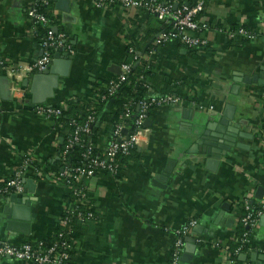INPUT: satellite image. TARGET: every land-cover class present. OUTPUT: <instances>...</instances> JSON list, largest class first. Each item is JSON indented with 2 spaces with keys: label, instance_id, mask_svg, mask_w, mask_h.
Wrapping results in <instances>:
<instances>
[{
  "label": "crops",
  "instance_id": "0c3cea01",
  "mask_svg": "<svg viewBox=\"0 0 264 264\" xmlns=\"http://www.w3.org/2000/svg\"><path fill=\"white\" fill-rule=\"evenodd\" d=\"M30 1L0 0L2 61L27 63L42 54L32 19L26 14ZM67 1V11L58 9L55 0L45 9L55 21L53 33L65 35L66 44L53 47V54L60 51L72 56L68 76L60 79L54 96L45 102L51 105L71 98L92 101L90 82L117 74L109 67L120 65L131 40L142 53L139 45L144 32L156 35L164 29L155 16L142 10L119 5L96 9L91 0ZM200 19L208 23L199 33L207 40L206 46L189 49L168 43L151 56L155 75L149 93L159 92L163 78H170L179 84L184 105L150 111L151 123L144 125L136 146L139 154L128 158L117 178L96 175L86 181L98 217L89 233L75 239L76 264H169L175 230L192 219L204 230L191 229L183 236V251L190 244L187 237L195 239V249L192 259L182 264H222L245 203L261 206L262 213L250 228L251 243L242 252L245 258L238 256V263L264 264L262 259L250 258L253 252L264 254V220L260 218L264 194L261 199L255 197L257 187L264 188V85L238 81L264 68V0H207ZM237 26H246L255 38H229L228 30ZM134 28L139 31L133 35ZM29 99L28 88L22 100L0 95V182L22 167V190L15 194L26 196L31 212L28 234L6 230L4 198L9 193L1 195L0 243L19 245L49 236L67 203V187L58 171L54 166L42 169L47 160L56 158L60 136L67 129L55 117L33 113ZM196 103L214 104V109L202 111ZM227 105L234 108L233 123H239L241 146L224 154L188 153L207 123L220 120ZM102 107L97 135L91 138L96 145L109 137L100 118L110 105ZM209 157L219 160L215 170L205 167ZM169 160L175 164L165 186L155 185L154 176L163 172ZM224 203L223 215L216 221ZM0 264L30 263L0 256Z\"/></svg>",
  "mask_w": 264,
  "mask_h": 264
},
{
  "label": "built area",
  "instance_id": "2783aa9c",
  "mask_svg": "<svg viewBox=\"0 0 264 264\" xmlns=\"http://www.w3.org/2000/svg\"><path fill=\"white\" fill-rule=\"evenodd\" d=\"M48 1L49 0L30 1L26 14L32 19L33 28H35L37 24L41 26L49 25L46 14L39 11V5L43 4L47 6ZM91 1L96 9L119 5L126 10H142L145 13L154 15L163 26H169V29L164 28L152 39V43L157 47L149 52L146 56L147 60H151V56L156 52L158 47L165 46L168 43L183 45L189 49H197L207 45V40L199 35V32L208 28V23L200 19L206 7L207 0H193L192 4H189L187 0H168L162 3L157 0ZM227 35L232 39L240 37L251 40L255 38V34L244 27H239L236 30H228ZM39 40L42 46V54L34 61L27 63H10L0 60V74L7 78L9 83L8 88L10 89V96L12 98L22 100L26 92V87L21 84L22 80L36 72L44 71L52 59L51 49L66 44L65 35L63 33H53L52 30H48L47 35ZM129 52L133 54V62L140 56V52L133 48H130ZM132 63L121 62L119 65L120 72L116 74L115 77L107 79L106 93L93 94L92 101H107L108 97L114 95L120 84L126 80L128 74H131ZM139 78L142 77L140 76ZM185 102L186 100L180 93L161 94L159 92H150L145 98L138 101L136 112L131 110L130 103L126 104L123 115L120 116V120L114 125L111 131V136L107 137L101 145H96L92 142V137L90 135V131L92 127H94L93 125L97 124L98 116L96 115V111L88 115L86 122L83 124H79L73 120L74 130L72 137L64 147L62 154H65L73 143L81 141L83 134H87V140L86 149L83 152L84 161L82 164L73 168L75 173L74 179L78 184V187H72L73 194L76 196L75 201L72 205L69 204V206L68 203H66L63 210L73 214L77 211V207L74 206L76 203L77 205H85L93 202L88 190H84L86 181L91 177L96 175H109L115 177L118 168L117 157L119 155L129 154L132 148L139 145L141 133L145 129L144 121L148 117L149 110L151 111L161 106H181L184 105ZM66 105V102H61L58 105L38 103L31 105L30 108L35 114L58 119L62 109H64ZM194 106L202 111L214 109V104L203 105L202 103H196ZM130 117H132L131 124L126 120ZM124 129L127 131V134L123 132ZM95 148L99 150L97 155L92 154ZM23 163L27 165V160H24ZM23 171L24 169L21 167L12 177L6 180L4 186H0V194L8 190V193L21 192V177ZM66 174H68V172L64 169L62 172L58 173V176L61 179L62 176ZM70 189V186H68L67 191ZM245 209L247 212L240 218V221L248 230L243 232L241 241L250 244V228L256 225L257 217L262 213V209L258 210L254 215L249 211L250 206L248 203H245ZM77 215L81 217L80 212H78ZM85 215L87 218L92 217V212L88 211ZM67 216L62 220L64 225H68L70 222ZM195 224L196 220L192 219L175 230V239L171 247L169 264H182L180 257L183 251V236L186 232L190 231ZM59 246L62 247L60 251L57 250L56 244L44 249L41 239L33 242H23L19 245L0 243V256H10L30 264H64V261L69 257L67 249L70 245L62 241ZM222 264L239 263L226 253Z\"/></svg>",
  "mask_w": 264,
  "mask_h": 264
},
{
  "label": "trees",
  "instance_id": "16d2710c",
  "mask_svg": "<svg viewBox=\"0 0 264 264\" xmlns=\"http://www.w3.org/2000/svg\"><path fill=\"white\" fill-rule=\"evenodd\" d=\"M158 2H167L168 0H157ZM189 4H192L193 0H187ZM50 0L48 1V3ZM46 5L43 4L39 5V11L46 14L47 19L49 20L48 26H41L40 24H37L35 27V36L36 38H44L47 35L48 30H51L52 25L55 24V21L52 20V17L47 14L45 11ZM154 16V15H153ZM243 27V26H240ZM165 29H169V26H163ZM239 27H231V30H236ZM244 28H247L244 26ZM249 30V28H247ZM139 31V28H134V34ZM151 31H145L142 38H141V44L139 45L140 49L142 48V53L140 52L139 58L133 62V54L129 52L130 48L136 49V42L131 40V42L125 47V56L122 59V62L132 63L131 67V74H128L125 81H123L120 86L118 87L116 93L110 97H108L107 101H97V102H81L79 98H71L67 101V105L64 109H62L60 116L58 117V120L60 123H62V126L67 129V133L64 135H61L62 138L59 142L57 152H56V158L54 160H47L46 165L43 169V171L49 170V166H54L55 169L58 171V173L62 172L64 169L67 170L68 174L63 175L61 178V182L65 187L70 186V190L66 194V202L69 204H73L75 201L76 196L73 194L72 187L77 186V182H75L74 179V171L73 168L77 165L82 164L84 161L83 152L86 149V140H87V134L82 135L81 141L73 143L67 150L65 154H62V151L64 147L68 144L69 140L72 137V133L74 130V125L72 121L79 124H83L86 122L88 115H90L93 111H96V115L98 116L100 110L103 108V105H110L109 110L105 111L104 116L100 118V121L104 122L106 125V129H108L109 136H111V131L114 127V125L120 120V116L124 113V107L126 104L130 103V108L133 112H136L137 110V103L139 100L145 98L149 93L150 84H154L152 80V76H154L153 72V62L151 60H147L146 56L149 54V52L152 49H155L157 46H155L152 43V38H154L155 34H151ZM200 33V32H199ZM133 38V36H132ZM53 50L51 49V54H53ZM142 78H139V77ZM111 77H115L114 74H111ZM172 79L170 78H163L162 80V86L158 87V91L161 94L166 93H175L179 94L178 86L179 84H174L171 82ZM165 82V83H164ZM171 82V83H169ZM174 85H173V84ZM91 88L90 92L92 94L96 93H106L107 89V80L104 78H100L95 82H90ZM157 87V86H156ZM264 95V94H263ZM187 99V96H186ZM264 101V96L262 97ZM148 116L150 114V110L148 111ZM128 123L131 124L132 117L126 119ZM99 120H97L98 124ZM92 127L90 131L91 137H95L97 135V130H95V126ZM99 152L98 149H94L92 151L93 155H97ZM138 152L136 150V147L132 148L127 155H119L117 157V173L115 175V178H117L120 175L121 170L123 169V165L128 161V158L138 156ZM35 167H39V163L33 162ZM0 186H4V182H0ZM78 187V186H77ZM84 190L87 189V185H84ZM9 192V190L5 193L0 194L6 195ZM249 205V204H248ZM77 207V211L71 214V212L67 213L66 210H63L60 218L57 222V225L53 227L51 234L47 237L41 238L42 240V247L45 249L51 245L56 244V248L58 251L62 249L60 247V243L62 241L66 242L70 245V247L67 249V252L69 253V257L64 261V264H76L73 256L75 253V239L78 236H82L84 234L89 233L92 230L93 223L97 220L98 213L97 208L94 205V203L90 204H80V205H74ZM250 206V212L252 214H256L258 210H261V206L255 205ZM92 212V217L87 218L85 213L86 212ZM241 211V217L244 216L247 212V210L244 207L240 208ZM80 212L79 217L77 214ZM68 214V216H67ZM65 216L68 217L70 220L68 225H64L62 220L65 218ZM240 217V218H241ZM94 221V222H92ZM248 228L239 221L235 227V229L232 232L233 239L229 246L227 247V253L230 257L234 258L236 262L238 261V256L240 253L245 252L247 249L248 244L241 241V236L243 232L247 231Z\"/></svg>",
  "mask_w": 264,
  "mask_h": 264
},
{
  "label": "water",
  "instance_id": "95a60500",
  "mask_svg": "<svg viewBox=\"0 0 264 264\" xmlns=\"http://www.w3.org/2000/svg\"><path fill=\"white\" fill-rule=\"evenodd\" d=\"M58 2V9L67 11L69 10L67 0H55ZM176 6V5H175ZM174 6V7H175ZM63 50V47L60 48ZM72 56L67 52L61 53L60 51L55 52L52 55V59L48 67L41 72L34 73L30 78H24L21 84L28 88L30 99L29 105H34L38 103H45L49 98L54 96V90L58 88L60 84V79L68 76L69 69L71 65ZM114 73L120 72L119 65L112 64L109 67ZM244 81L246 83L257 82L258 84L264 85V68H262L261 73H257L251 76H245L238 78V81ZM11 92L8 88V80L5 76L0 75V95L3 99H11ZM234 108L231 105H227L223 111L220 120H215L207 123L205 130L199 136L198 139L192 144V146L187 150L188 153H201L207 154H224L229 152L231 148L239 147L241 144L237 142V137L242 134L239 132V123H233ZM151 121L146 119L144 125L149 126ZM124 133L127 131L124 129ZM219 160L216 158H206L205 167L209 170H215ZM175 162L169 160L163 172L156 174L152 182L157 186H165L168 175L171 174ZM29 180L26 181L28 183ZM31 191V189H30ZM22 194H24L22 192ZM264 194V188L258 186L255 192V197L261 199ZM226 205H222V210L216 217L219 219L223 215V210ZM3 214L6 219V230L12 232H19L23 234H28L30 232L31 223V212H30V202L26 199V196H18L15 193H9L7 197L4 198V211ZM264 220V213L260 216ZM203 226L201 224H196L192 227V231L201 233L203 231ZM185 240L190 243L185 245V249L181 254L182 262H189L192 259L193 252L195 249V239L187 237ZM240 259L245 258V254H239ZM250 258L255 260L256 258L264 260V254H258L257 252L251 253Z\"/></svg>",
  "mask_w": 264,
  "mask_h": 264
}]
</instances>
